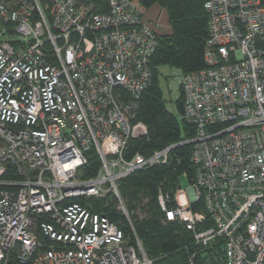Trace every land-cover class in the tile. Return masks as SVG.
<instances>
[{
  "label": "built area",
  "instance_id": "built-area-1",
  "mask_svg": "<svg viewBox=\"0 0 264 264\" xmlns=\"http://www.w3.org/2000/svg\"><path fill=\"white\" fill-rule=\"evenodd\" d=\"M205 9L206 68L180 80L195 177L173 208L159 202L196 245L224 241L227 264H264V0ZM151 11L140 0H0L17 36L0 40V264L15 252L22 264H153L80 203L113 196L129 219L120 181L169 160L172 147L125 157L147 132L134 102L153 79ZM92 150L100 169L84 180Z\"/></svg>",
  "mask_w": 264,
  "mask_h": 264
},
{
  "label": "trees",
  "instance_id": "trees-1",
  "mask_svg": "<svg viewBox=\"0 0 264 264\" xmlns=\"http://www.w3.org/2000/svg\"><path fill=\"white\" fill-rule=\"evenodd\" d=\"M209 0H140L158 22L162 15L165 22L155 28L158 47L150 67L153 79L150 86L134 102L136 122L147 127L144 136L130 139L126 159L140 153L147 157L154 152L172 147L167 164L146 167L124 178L119 192L129 214V219L118 209L113 196L106 199H83V207L107 217L117 224L126 241L141 243L153 264H227L224 241L217 240L208 247L194 243L193 235L178 222H168L159 202V195L169 196L167 208H173L174 194L180 188V178L191 182L195 169L191 162L193 146L185 141L194 137L192 124L184 118V93L180 88L174 101L177 115L171 113L160 89L159 67L168 65L189 74L206 68L205 49L209 39V14L205 4ZM165 29V30H164ZM125 100L132 99L124 92ZM132 101L133 100H129ZM100 159L94 150L87 154V164L80 171V178L95 177L100 169ZM40 241L48 247L50 241L39 233ZM8 264H22L17 253L10 256Z\"/></svg>",
  "mask_w": 264,
  "mask_h": 264
},
{
  "label": "rangeland",
  "instance_id": "rangeland-1",
  "mask_svg": "<svg viewBox=\"0 0 264 264\" xmlns=\"http://www.w3.org/2000/svg\"><path fill=\"white\" fill-rule=\"evenodd\" d=\"M157 18V15L155 12L150 14L151 19ZM164 17V16H163ZM162 15H159L158 17V22L160 19H162V22L166 21V18L163 19ZM165 30V29H164ZM12 28L5 25L1 20H0V40L1 41H7V40H16L17 36L12 32ZM159 73H160V89L163 94L164 101L166 103L167 109L177 115L176 107L174 101L176 98L179 96L180 93V80H181V75L182 73L175 69L172 68L168 65H163L159 67ZM190 187V182L188 181L186 176H183L180 178V188L183 190H188Z\"/></svg>",
  "mask_w": 264,
  "mask_h": 264
}]
</instances>
